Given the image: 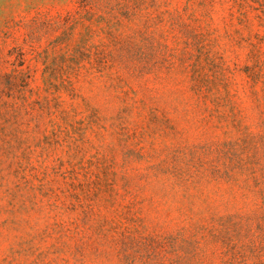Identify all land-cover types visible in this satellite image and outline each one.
<instances>
[{"label":"rangeland","instance_id":"374dc122","mask_svg":"<svg viewBox=\"0 0 264 264\" xmlns=\"http://www.w3.org/2000/svg\"><path fill=\"white\" fill-rule=\"evenodd\" d=\"M0 264H264V0H0Z\"/></svg>","mask_w":264,"mask_h":264}]
</instances>
